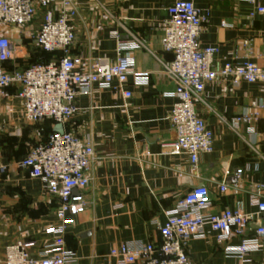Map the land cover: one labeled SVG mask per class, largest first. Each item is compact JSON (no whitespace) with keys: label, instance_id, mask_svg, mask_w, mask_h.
Instances as JSON below:
<instances>
[{"label":"crops","instance_id":"crops-1","mask_svg":"<svg viewBox=\"0 0 264 264\" xmlns=\"http://www.w3.org/2000/svg\"><path fill=\"white\" fill-rule=\"evenodd\" d=\"M175 1L76 0L71 52L78 60L77 70H89L97 59L115 62L121 42L129 46L124 54L134 60L127 83L114 81L110 88L95 84L89 93H79L76 112L61 125L62 130L90 140L96 155L89 185L73 192L82 195L84 206L65 233L76 264H122L110 256L111 249L122 242L158 246L159 226L197 186L208 188L212 212L240 205L253 218L243 235L233 233L225 242L207 225L203 236L187 241L192 262L264 264V240L243 258L226 250L238 247L243 239H254L259 216H264L256 215L252 199L256 186L264 184V117L237 122L244 111L258 110L254 102H264V82L235 83L230 76H219L205 85L195 108L215 138L212 150L200 154L197 168L188 155L170 154L163 148L176 138L169 121L176 83L164 70L174 55L163 45L168 7ZM193 2L205 19L200 46L218 47L216 69L244 59L264 64V15H252L254 6L249 0ZM44 13L39 8L28 25L0 26V36L15 46L14 57L3 63L5 69L23 70L53 57L35 40ZM19 88L17 84L0 88V264H5L6 248L18 241L40 257L41 249L55 237L61 208L59 198L47 191L42 180L31 177L20 165L58 124L50 118L27 120Z\"/></svg>","mask_w":264,"mask_h":264},{"label":"built area","instance_id":"built-area-1","mask_svg":"<svg viewBox=\"0 0 264 264\" xmlns=\"http://www.w3.org/2000/svg\"><path fill=\"white\" fill-rule=\"evenodd\" d=\"M254 6L252 15H264V0H249ZM76 0H0V26L28 25L37 15L38 9L45 10L40 29L35 36L37 45L53 58L38 61L26 69L7 70L3 63L15 55L11 39L0 36V88L14 84L20 86L18 96L23 102L24 116L29 121L47 118L64 126L76 112L75 98L79 93H89L97 84L110 88L114 81L127 83L134 60L124 54L129 48L121 42L117 60L113 63L97 59L89 70H77L78 60L72 55L75 42L73 18L77 13ZM169 19L164 24L163 45L173 53L174 58L164 65L165 72L174 78L176 102L170 111L169 121L176 133L173 141L163 144L170 154H186L197 168L199 156L212 150L214 132L195 108L205 85L217 77H232L235 83L264 82V64L249 59L230 61L216 69L214 59L218 47H201L199 35L204 17L193 0H176L168 7ZM60 53V56H58ZM264 58V55H263ZM126 97L131 92H125ZM257 111H244L238 121L249 122L264 117V102H254ZM93 143L67 131H53L48 140L36 145L22 159L20 165L31 177L42 180L49 193L56 195L61 203L57 212L59 224L54 239L34 257L26 243L18 241L6 248L5 264H76L77 257L66 246L65 233L72 217L83 208L82 191L90 183V168L95 159ZM226 185H221L225 191ZM264 184H258L252 195L256 215L264 214ZM212 201L205 186L194 187L177 204L175 209L159 226L161 241L158 246L152 242H122L110 251V256L120 259L122 264H194L187 253V241L201 237L208 225L218 233L220 242L227 241L235 233L243 235L252 220L240 205L220 213L211 211ZM254 239H243L235 248H226L243 258L257 250L264 240V216H259Z\"/></svg>","mask_w":264,"mask_h":264},{"label":"water","instance_id":"water-1","mask_svg":"<svg viewBox=\"0 0 264 264\" xmlns=\"http://www.w3.org/2000/svg\"><path fill=\"white\" fill-rule=\"evenodd\" d=\"M56 131L58 132H62V126L61 124H58V127L56 128ZM75 191V190H74Z\"/></svg>","mask_w":264,"mask_h":264},{"label":"trees","instance_id":"trees-1","mask_svg":"<svg viewBox=\"0 0 264 264\" xmlns=\"http://www.w3.org/2000/svg\"><path fill=\"white\" fill-rule=\"evenodd\" d=\"M40 48V47H39ZM41 49V48H40ZM42 50V49H41ZM43 51V50H42ZM44 53H46L45 51H43ZM47 55H51V54H49V53H46ZM58 56H60V53H58ZM51 58H53V57H51L50 56V58H48L47 60H49V59H51ZM47 60H42V61H47Z\"/></svg>","mask_w":264,"mask_h":264}]
</instances>
